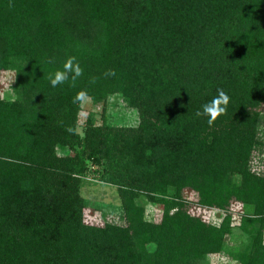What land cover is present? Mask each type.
Here are the masks:
<instances>
[{
  "label": "trees",
  "instance_id": "obj_1",
  "mask_svg": "<svg viewBox=\"0 0 264 264\" xmlns=\"http://www.w3.org/2000/svg\"><path fill=\"white\" fill-rule=\"evenodd\" d=\"M70 56L83 75L53 88ZM3 70L15 77L11 99L0 90V264H201L220 251L264 264V174L251 166L264 149V0H0ZM217 89L230 101L210 127L195 113ZM81 90L95 102L121 93L139 125L91 114L81 134ZM88 158L105 162L126 224L85 222ZM188 189L202 206L250 207L247 240L228 249L233 214L207 222Z\"/></svg>",
  "mask_w": 264,
  "mask_h": 264
},
{
  "label": "rangeland",
  "instance_id": "obj_2",
  "mask_svg": "<svg viewBox=\"0 0 264 264\" xmlns=\"http://www.w3.org/2000/svg\"><path fill=\"white\" fill-rule=\"evenodd\" d=\"M0 90L2 96L12 98V84L14 82V72L3 70L1 73ZM264 109V106L262 107ZM264 113V110H263ZM93 114L95 123L102 125L104 123L117 126H138L140 123V114L136 107L130 106L121 93L110 94L105 101L95 102L87 96L86 102L82 104L79 114L78 131L84 135L85 124L89 116ZM259 135L264 142V114L259 123ZM264 147V146H261ZM61 154L63 150L58 149ZM87 171L82 175L83 183L81 193L88 202L84 209V220L93 225H105L107 222L114 224H126L124 208L121 203V197L118 193V185L102 178V172L106 166L105 162H96L91 158L86 160ZM251 166L257 173L264 174V149L258 150L252 157ZM191 204V212L202 217L207 222L220 224L225 213L233 214V232L227 236V248H234L247 240L248 236L240 228L241 217L247 209L244 202L239 199H233L229 210H220L202 206L198 202V196L189 189L185 191ZM197 200V201H196ZM142 203L146 207V217L150 220L160 221L163 214V205L153 202L147 196L142 197ZM201 264H239L238 261L228 254V251H220L210 254L201 261Z\"/></svg>",
  "mask_w": 264,
  "mask_h": 264
},
{
  "label": "clouds",
  "instance_id": "obj_3",
  "mask_svg": "<svg viewBox=\"0 0 264 264\" xmlns=\"http://www.w3.org/2000/svg\"><path fill=\"white\" fill-rule=\"evenodd\" d=\"M11 7V5H10ZM54 58H49L48 63H54ZM83 68L80 66L76 57L70 56L64 62L60 69H57L54 73H50L48 80L50 85L55 88L66 82L71 81L72 86H75V82L83 75ZM105 77H114L116 72L114 69H109L104 73ZM92 83H95V78L92 79ZM218 95L215 96L210 102L202 105V111L198 110L195 113L196 117H207V123L211 127L217 118L225 114L227 106L230 101V97L225 93L223 89H217ZM87 100V93L81 90L73 97L72 102L74 104H83ZM66 131L72 133L74 130L71 127L66 128Z\"/></svg>",
  "mask_w": 264,
  "mask_h": 264
}]
</instances>
